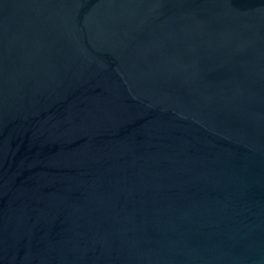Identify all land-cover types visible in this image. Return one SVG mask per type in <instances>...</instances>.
<instances>
[{"label":"water","instance_id":"1","mask_svg":"<svg viewBox=\"0 0 264 264\" xmlns=\"http://www.w3.org/2000/svg\"><path fill=\"white\" fill-rule=\"evenodd\" d=\"M0 264H264V0H0Z\"/></svg>","mask_w":264,"mask_h":264}]
</instances>
